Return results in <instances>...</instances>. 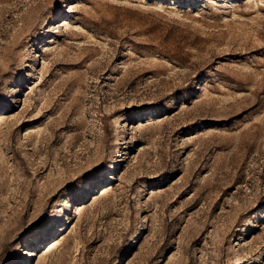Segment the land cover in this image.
<instances>
[{
  "label": "rangeland",
  "instance_id": "rangeland-1",
  "mask_svg": "<svg viewBox=\"0 0 264 264\" xmlns=\"http://www.w3.org/2000/svg\"><path fill=\"white\" fill-rule=\"evenodd\" d=\"M0 264H264V0H0Z\"/></svg>",
  "mask_w": 264,
  "mask_h": 264
}]
</instances>
